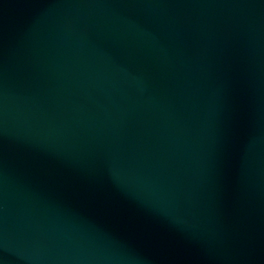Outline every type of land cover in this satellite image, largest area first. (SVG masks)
Wrapping results in <instances>:
<instances>
[{"label": "water", "instance_id": "1", "mask_svg": "<svg viewBox=\"0 0 264 264\" xmlns=\"http://www.w3.org/2000/svg\"><path fill=\"white\" fill-rule=\"evenodd\" d=\"M0 264H264V0H0Z\"/></svg>", "mask_w": 264, "mask_h": 264}]
</instances>
